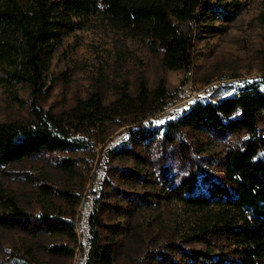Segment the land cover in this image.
I'll return each instance as SVG.
<instances>
[{
	"label": "rangeland",
	"instance_id": "374dc122",
	"mask_svg": "<svg viewBox=\"0 0 264 264\" xmlns=\"http://www.w3.org/2000/svg\"><path fill=\"white\" fill-rule=\"evenodd\" d=\"M76 22L54 51L40 99L43 110L60 113L95 90L108 105L124 86L136 96L141 80L152 90L164 80L168 103L142 122L132 114L84 126L83 145L38 154L1 169L3 194L13 196L33 215L58 213L72 219L77 243L66 235L0 226V264H84L88 220L96 198L102 241L114 246L112 264H194L196 251L234 255L235 246L219 232L203 240L197 236L200 225L213 222L219 209L185 204L174 189L180 177L175 170L162 173L152 140L197 101L218 102L248 83L264 91V0H207L195 25L194 64L188 72L164 67L143 39L114 27L99 10ZM14 94L20 101L14 100ZM30 100L26 83L11 88L0 83V121L31 119ZM159 104L156 101L153 107ZM259 133L264 137V113ZM181 136L204 164L201 190L212 182L233 189L226 179L227 150L231 141L245 135L183 129ZM65 158L70 169L59 165ZM61 190L79 201H67ZM60 243L74 248L73 254H52L50 248Z\"/></svg>",
	"mask_w": 264,
	"mask_h": 264
},
{
	"label": "trees",
	"instance_id": "16d2710c",
	"mask_svg": "<svg viewBox=\"0 0 264 264\" xmlns=\"http://www.w3.org/2000/svg\"><path fill=\"white\" fill-rule=\"evenodd\" d=\"M206 3L207 0H0V83L5 88L26 83L31 94V119L0 121V170L28 157L83 145L80 134L84 126L132 114L137 116L134 120L142 122L167 105L164 80L153 90L141 80L136 96L124 86L117 89V98L108 105L95 90L60 113L43 110L40 99L54 51L64 34L74 31L77 18L99 10L114 27L143 39L149 50L160 56L164 67L188 72L194 64L195 25ZM13 98L20 101L16 94ZM156 101L160 104L155 109ZM262 113L264 91L248 83L218 102H195L152 140L155 162L162 173L175 170L180 177L174 189L185 204L219 209L213 222L200 225L201 234L197 236L203 240L209 233L219 232L235 246L231 250L234 255L223 253L221 257L196 251L194 264H264V137L259 133ZM183 129L245 135L231 141L227 150L226 179L233 189L212 182L207 190H201L204 164L193 154L189 142L183 140ZM59 165L64 169L72 166L67 158ZM59 194L73 204L79 201L71 192L61 190ZM99 203L96 198L88 220L89 250L84 264L113 263V243L103 242L101 237ZM0 206L1 227L66 235L77 243L72 219L58 213L33 215L21 208L13 196L1 191ZM50 252L71 256L74 248L60 243L53 245Z\"/></svg>",
	"mask_w": 264,
	"mask_h": 264
}]
</instances>
